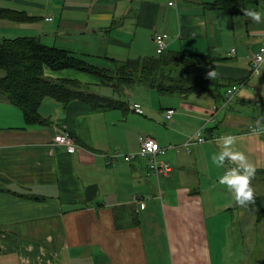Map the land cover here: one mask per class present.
Masks as SVG:
<instances>
[{"label": "crops", "instance_id": "0c3cea01", "mask_svg": "<svg viewBox=\"0 0 264 264\" xmlns=\"http://www.w3.org/2000/svg\"><path fill=\"white\" fill-rule=\"evenodd\" d=\"M169 1L0 0V8L16 12L0 18V38L35 36L110 66L159 54L154 35L164 32L162 52H210L220 58L210 68L228 82L223 92L237 86L226 104L205 90L163 94L141 84H134L138 95L125 86L90 90L124 100L121 107L45 96L38 107L45 121L31 125L0 93V264H262L264 251L254 261L245 248L252 219L219 183L233 165L218 168L211 156L217 138L229 133L235 150L264 166V62L258 72L251 68L264 44V20L212 0ZM245 6L264 14V0ZM43 73L77 80L85 90L108 86L74 68L45 66ZM168 108L175 109L171 118ZM60 129L75 138L74 151L56 143ZM140 134L165 146L158 158L171 164L169 172L153 174L148 158H123L138 151Z\"/></svg>", "mask_w": 264, "mask_h": 264}, {"label": "trees", "instance_id": "16d2710c", "mask_svg": "<svg viewBox=\"0 0 264 264\" xmlns=\"http://www.w3.org/2000/svg\"><path fill=\"white\" fill-rule=\"evenodd\" d=\"M212 5L231 14L247 10L245 0H212ZM15 13L14 10L0 8V18L13 19ZM209 54L164 51L112 61L110 66H98L69 50L46 45L35 36L3 37L0 38V93L21 109L28 125L45 121L38 112L45 96L63 104L71 99H81L93 107H121L124 102L85 90L74 79L48 78L43 73L45 66L55 70L74 68L93 74L117 92L123 91L124 86L141 84L163 94L185 95L205 90L216 100L224 101L223 89L228 82L218 76L210 79L206 75L211 64L220 59ZM254 178L264 180V166L256 168ZM259 215L264 216V200L259 204Z\"/></svg>", "mask_w": 264, "mask_h": 264}, {"label": "clouds", "instance_id": "9594fccd", "mask_svg": "<svg viewBox=\"0 0 264 264\" xmlns=\"http://www.w3.org/2000/svg\"><path fill=\"white\" fill-rule=\"evenodd\" d=\"M244 14L257 23L264 20V14L254 9L244 10ZM206 75L210 79H215L218 73L214 68H209ZM217 141L218 150L211 156L212 163L218 168L224 167L226 162H231L233 165L219 176V183L226 185L234 193L236 203L246 205L253 200L250 180L256 174V165L249 161L244 152L235 150L236 137L234 135L225 133L219 136Z\"/></svg>", "mask_w": 264, "mask_h": 264}, {"label": "built area", "instance_id": "2783aa9c", "mask_svg": "<svg viewBox=\"0 0 264 264\" xmlns=\"http://www.w3.org/2000/svg\"><path fill=\"white\" fill-rule=\"evenodd\" d=\"M168 4L173 5L174 1L171 0L168 2ZM166 33L159 32L154 35V40L156 44V52L161 53L164 48L166 47V41H165ZM235 49L232 48L230 52H233ZM264 62V44H261L258 46V48L253 52L251 57V68L253 71L258 72L262 63ZM236 85H232L230 88H227V90L224 92V104L228 103L236 91ZM133 108L138 111L142 112V108L139 103L135 102L133 103ZM174 108H168L165 111V117L171 118L172 114L174 113ZM196 139L198 141H204L206 138L200 134V132H196ZM193 135L189 136L186 143H189L193 140ZM139 148L138 151L134 152L133 154H126L124 155V159L126 160H132L136 157L141 158H148L149 159V169L150 171L155 174H164L171 170L172 166L171 164L164 160L159 159L158 155L161 153H164L165 146H161L154 138L140 134L139 135ZM56 143L60 146H64L66 150L68 151H74L76 149V142L75 138L72 136V134L67 129H60L56 138ZM170 146V145H169ZM262 264H264V260L262 261Z\"/></svg>", "mask_w": 264, "mask_h": 264}, {"label": "rangeland", "instance_id": "374dc122", "mask_svg": "<svg viewBox=\"0 0 264 264\" xmlns=\"http://www.w3.org/2000/svg\"><path fill=\"white\" fill-rule=\"evenodd\" d=\"M2 71L0 70V73ZM137 85H128L125 87H128V90L130 93H135L136 95H138L137 90ZM109 86H102V87H89V90H95V91H100L101 89H104L106 91H108L109 89L113 92V93H118L116 90L113 91L112 87ZM97 89V90H96ZM152 94H157V92L155 90L151 91ZM163 95V94H162ZM264 134V132L262 133ZM263 136V135H262ZM77 147V146H76ZM125 154V153H124ZM120 154H116V157L119 156ZM124 158V156H123ZM250 186L253 189V196H254V200H256V204H252V201L248 202V204L243 205L246 208V214L249 217V219H252V226H254V228H251L249 230H253L251 234H249V240L247 243V246L245 248L248 249L250 257H252L254 259V261H259L258 257L259 254L262 255L261 253L264 251V247L262 248V242L264 240V237L260 234V220H264V216L259 215V204L261 203V201L264 200V180L261 178H254L252 177L250 180ZM250 241V242H249Z\"/></svg>", "mask_w": 264, "mask_h": 264}]
</instances>
